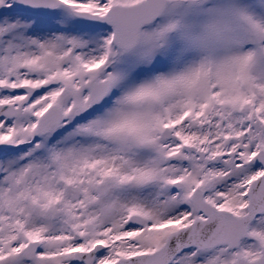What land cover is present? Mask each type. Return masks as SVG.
<instances>
[{
  "label": "snow or ice",
  "instance_id": "obj_1",
  "mask_svg": "<svg viewBox=\"0 0 264 264\" xmlns=\"http://www.w3.org/2000/svg\"><path fill=\"white\" fill-rule=\"evenodd\" d=\"M0 264H264V0H0Z\"/></svg>",
  "mask_w": 264,
  "mask_h": 264
}]
</instances>
